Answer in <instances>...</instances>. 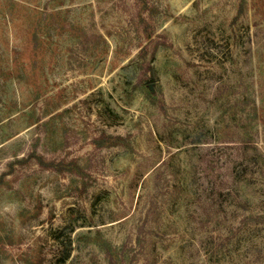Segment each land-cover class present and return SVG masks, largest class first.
<instances>
[{"label": "rangeland", "instance_id": "1", "mask_svg": "<svg viewBox=\"0 0 264 264\" xmlns=\"http://www.w3.org/2000/svg\"><path fill=\"white\" fill-rule=\"evenodd\" d=\"M0 264H264V0H0Z\"/></svg>", "mask_w": 264, "mask_h": 264}, {"label": "trees", "instance_id": "2", "mask_svg": "<svg viewBox=\"0 0 264 264\" xmlns=\"http://www.w3.org/2000/svg\"><path fill=\"white\" fill-rule=\"evenodd\" d=\"M91 34L96 39H98L101 42V44H103L104 47H106V40H105V38L103 37V35L101 33H99L98 31L97 32L95 31V32H92ZM106 34L108 35L109 33L106 32ZM147 37H148V43H153V38L154 37H162V35H156V36L147 35ZM146 45L142 46L141 49H140V51L143 50V48H145Z\"/></svg>", "mask_w": 264, "mask_h": 264}]
</instances>
